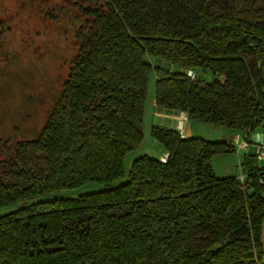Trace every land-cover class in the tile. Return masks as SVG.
Wrapping results in <instances>:
<instances>
[{"label": "trees", "instance_id": "obj_1", "mask_svg": "<svg viewBox=\"0 0 264 264\" xmlns=\"http://www.w3.org/2000/svg\"><path fill=\"white\" fill-rule=\"evenodd\" d=\"M83 2L44 125L1 144L0 264H264L257 165L239 166L243 181L211 166L232 144L153 125L166 162L124 169L150 81L158 107L264 127V0ZM88 184L102 189L65 194Z\"/></svg>", "mask_w": 264, "mask_h": 264}, {"label": "rangeland", "instance_id": "obj_2", "mask_svg": "<svg viewBox=\"0 0 264 264\" xmlns=\"http://www.w3.org/2000/svg\"><path fill=\"white\" fill-rule=\"evenodd\" d=\"M83 7V0H0V152L3 140L14 142L35 137L44 125L76 55L74 34L82 20ZM154 96V83L150 81L142 140L136 149L126 154V172L134 157L143 154L158 157L164 152L151 136V126L179 125V119L168 114V109L155 105ZM183 132L187 136L232 144L234 150L229 146V150L211 159L213 172L219 178L237 176L239 166L244 169L255 166L258 162L252 156L254 148L264 143V127L261 126L249 132V150L239 148L234 142L236 134L244 140L246 131L185 117ZM125 180H118L112 186ZM100 189L102 186L88 184L65 194Z\"/></svg>", "mask_w": 264, "mask_h": 264}, {"label": "built area", "instance_id": "obj_3", "mask_svg": "<svg viewBox=\"0 0 264 264\" xmlns=\"http://www.w3.org/2000/svg\"><path fill=\"white\" fill-rule=\"evenodd\" d=\"M187 75L190 78L194 77V74L191 70L187 71ZM262 91L264 93V87L262 88ZM179 125L177 126V129L179 130L180 135H183V119L186 117L184 112L180 111L179 112ZM243 131V130H242ZM249 136V132H246V135L244 137V140H241V137L239 134H236L235 138H234V142L238 145L239 148L244 149V150H249L250 148V144L247 141V138ZM168 157V153L167 152H163L160 156H159V160L162 163H165ZM253 157L255 158V160L258 162L257 165V170L260 178H259V183L260 184H264V164H261V161H264V143L262 144H257L254 148V152H253ZM261 173V174H260ZM245 179V174L244 173H240L238 175V180L239 181H243Z\"/></svg>", "mask_w": 264, "mask_h": 264}, {"label": "crops", "instance_id": "obj_4", "mask_svg": "<svg viewBox=\"0 0 264 264\" xmlns=\"http://www.w3.org/2000/svg\"><path fill=\"white\" fill-rule=\"evenodd\" d=\"M168 114L172 115V117L174 116L175 118L176 117L179 118L178 117L179 116V112L178 111L169 110ZM169 127L176 128L177 129V125H175V126H169ZM185 136H187V135H185ZM163 151H164V149H163ZM261 245H262V249L264 251V219H263L262 224H261ZM263 262H264V256H263Z\"/></svg>", "mask_w": 264, "mask_h": 264}]
</instances>
